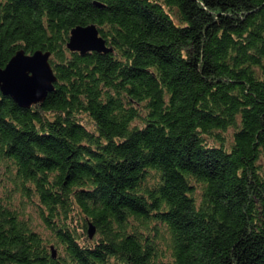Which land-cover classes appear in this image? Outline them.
Returning a JSON list of instances; mask_svg holds the SVG:
<instances>
[{"label":"trees","instance_id":"1","mask_svg":"<svg viewBox=\"0 0 264 264\" xmlns=\"http://www.w3.org/2000/svg\"><path fill=\"white\" fill-rule=\"evenodd\" d=\"M19 50L55 81L0 93V264H264V0H0Z\"/></svg>","mask_w":264,"mask_h":264},{"label":"water","instance_id":"2","mask_svg":"<svg viewBox=\"0 0 264 264\" xmlns=\"http://www.w3.org/2000/svg\"><path fill=\"white\" fill-rule=\"evenodd\" d=\"M70 51L84 54L89 51L107 52L109 48L94 24L77 25L70 31L66 44ZM49 52L37 50L26 54L17 51L0 68V93L10 96L20 106L41 101L53 89L54 72L49 63ZM93 233V228L89 227Z\"/></svg>","mask_w":264,"mask_h":264}]
</instances>
